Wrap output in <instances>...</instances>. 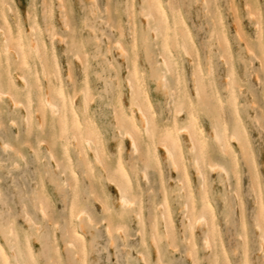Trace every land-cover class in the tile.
I'll use <instances>...</instances> for the list:
<instances>
[{"label": "rangeland", "instance_id": "1", "mask_svg": "<svg viewBox=\"0 0 264 264\" xmlns=\"http://www.w3.org/2000/svg\"><path fill=\"white\" fill-rule=\"evenodd\" d=\"M4 2L0 46L3 31L5 39L10 36L6 47H18L31 81L25 94L15 77L12 52L17 48H12L0 70V248L7 257L13 245L25 264H156L148 240L156 213L159 231L166 235H159L161 264H264V0H169L172 10L160 0L164 20L180 28L187 54L172 35L167 48L153 35L141 0ZM151 14L154 25L161 26L159 14ZM31 27L42 46L39 60L25 53ZM168 53L175 65L163 84L159 74ZM40 62L52 94L64 104L68 135L59 132V102L56 116L41 104ZM127 84L135 88L133 99L149 122L147 136L121 114L129 111ZM83 93L88 120L78 128L69 120L82 110ZM209 118L220 120L227 146L212 139ZM182 129L191 135L197 162L184 133L176 137ZM123 131L133 136L135 151L118 134ZM56 138L73 144L64 148ZM82 138L93 150L86 152ZM163 146L171 159L163 155ZM94 150L98 166L87 157ZM113 180L123 184L143 223L114 221L119 193ZM201 185L212 218L207 208L190 203H199ZM183 203L186 210L180 209ZM70 210L91 220L83 233L85 250L72 236ZM200 215L205 222L198 225ZM205 235L211 243L207 249ZM67 237L72 251L65 246Z\"/></svg>", "mask_w": 264, "mask_h": 264}, {"label": "bare ground", "instance_id": "2", "mask_svg": "<svg viewBox=\"0 0 264 264\" xmlns=\"http://www.w3.org/2000/svg\"><path fill=\"white\" fill-rule=\"evenodd\" d=\"M141 1H142L141 3H143V6L141 7V14L145 18L146 25L152 31L153 35L154 36H156V35L157 36L158 35L160 36L162 42L165 44V48H167L166 41L168 39V36L172 35L174 37V39H175V43H176L177 47L180 48L183 51V53L187 54L186 53V50H185V47L183 45V40H182V37H181L180 28L178 27L177 24H175V22L170 23L169 20H167V19L164 20V15H163V11H162V8H161V5H160V3H161L160 0H153V2H151V3H149L147 0H141ZM4 3H5L4 0H0V4H4ZM167 5H168V9L169 10H172L171 6L169 5V0H167ZM152 10L159 14V20L162 23L161 26L154 25V19H152V14H151V11ZM172 19H173V17L171 18V20ZM159 28H161L160 32L158 30ZM32 30H33V27L30 28L29 33H28V36H27L28 37L27 38V48H26L27 52H25V53H26L27 56H28V53H31V55L33 57H36L35 59H37V58L40 59L39 54H38V51H39V47L41 46V42L39 40L38 34L35 33V30H33V31ZM1 32H2V35H1V46H0V48H1L0 49V52H1L0 53V70L3 69V64L1 62L2 59H6L7 57H9V52L12 50V48H15V46H13V45H12V47L11 46L9 47V48H11V50H9L8 47H6V43H7V45H10V42H7V40L10 39V36L7 35L8 38L5 39L4 38V35H3V31H1ZM4 34H5V32H4ZM16 48H17V50H14L13 49V52H12V57L16 61V66L14 68L15 77L17 78V80L19 82H21V84H23V89L25 91V94H29V90L31 88V81H30V79H28L27 75L25 74V67H22V64H23L22 56L20 54V51L18 50V47H16ZM2 56H4V57H2ZM39 59H37V60H39ZM162 61L163 60H161V62ZM38 65H39V68H40V73H41V76H42V81H44V84H43L44 87H42V88L39 87V90L41 92L40 93L41 94V96H40L41 104L43 106H46L48 108V110H49V112H50L51 115L56 116L57 115L56 114L57 113V108H59V106H58L57 103L59 102L60 109H61V111H60V114L61 115L59 116L60 117L59 118L60 119V122L59 123L61 124V126L59 128V130H60L59 132L68 135V134H70V131L68 130L67 125L65 126L64 121H63V115H64V108H63V106H64V104H63L62 101L56 99L54 97V95L52 94V92H51L50 82H49V78H48V71H47V68H46L45 64H43V63L40 62ZM172 65L174 66L175 63L172 60V55L168 53L167 56H166V58H165V60L162 62V68H163L164 71L159 74V79H160L161 82H163V84L166 83L165 76H166V74L169 73L170 66H172ZM132 74H133V77H134V82L137 85V90L139 91V93L140 92H143L142 86H140V84L138 83L139 82V80H138L139 78L136 75V72L134 70H133ZM0 77H1V72H0ZM126 82L128 83L129 80L127 79ZM193 87H194V94H195V97H196L195 99H197V97L199 96V84H198V82H197L196 79L194 80ZM165 88H167V87H165ZM127 89H128V92H129V111L127 112V114H124L123 112H121V114L124 115L125 117L129 118L131 120V122L133 123V125L140 132H142V133L144 132V134H146V136H147V133H148L147 131H149V128H148L149 127V122H148L147 118L145 117L144 113L142 112L141 108L138 107L139 104L138 103L136 104L135 100L133 99V96H135V88H133L130 84H127ZM7 92H9V91L7 90ZM0 93H1V91H0ZM170 93H172V92H170ZM10 94L12 95L11 97H13V92L12 93L10 92ZM83 96H85V94L84 95H81V98ZM146 96H147L146 102L149 105V97H148L147 94H146ZM9 97H10V95H9ZM52 97L55 98L57 101L52 100ZM40 99H39V101H40ZM12 101H13V99H12ZM80 101H81L83 107H82V110L79 112L78 117H74L73 114H71V116H70L71 118L69 120V121H71V123L73 125L77 126L78 128H80L83 125L84 119H87L88 120L87 115H86V108L88 106V101H85L84 100V97ZM13 102H11V103H13ZM191 108H192V105H191ZM28 117L30 118V112L28 114ZM191 118L193 120L195 119V122H197V125H198L197 127H198V130L200 132L201 139L202 140H205L204 139L205 137L203 135V128H202V125H201V123H200L197 115L195 113L194 114L191 113ZM35 119H36L37 122H39V119H37V115L35 116ZM209 122H210V128H211V132H212L211 133L212 134V136H211L212 139L215 140L216 142H218L220 145H222V144L225 143V146H227L229 142L226 139H225V142H223V139H224L225 135L223 133H221L220 130H218V126L220 127V120L218 118L217 119H215V118H209ZM182 130H180L181 132L178 131L176 137L179 139V136H181V133L182 134L184 133L185 137L187 138L188 144H189V154L195 160L197 154H196V150H194L195 148H194V146L192 144L191 135H190V133L186 129H184L183 131ZM118 134L121 136V138H126L127 140H129V145H130L129 147H132L131 149H134V151H135V143H134L133 136L129 132H127V131H123V132H120ZM151 136H152V134H151ZM232 138L230 140H232ZM57 140L60 141V144L63 145L64 148H66L69 143L73 144L72 141L69 140V139L67 140V143H65L64 141H61L62 139L56 138V141ZM73 142H74V140H73ZM237 142H240V141L238 140ZM82 143L84 145V148H85L86 152H89V149L90 148L93 150V147L90 146L87 143V140L85 138H82ZM5 144L6 143L3 144V147L5 149H7L9 146L7 147V144L6 145ZM161 150H162V153L165 156V158L171 159V152L169 151L168 148H166V147L163 146V148ZM11 151H12V149H11ZM200 152L202 153V150ZM242 152H243V150H242ZM14 153H16V155L19 157L18 152L14 151ZM64 153H66V152H64ZM93 153H94V156L95 157L94 156L91 157V155H88L87 157L89 158L90 161L91 160H94L95 163L98 166L99 165L97 163L98 160L96 159V154L97 153L95 154V150L93 151ZM14 156H15V154H13V157ZM65 157H66V155H65ZM51 158H52V155H51ZM195 161L197 162V160H195ZM195 161H194L193 166L195 167L196 173H199L200 174V171H201L200 166H198L197 165L198 163H195ZM14 164L17 166V164L15 162H14ZM215 167L217 169V166H215ZM173 168H175V167H173ZM175 170H176V168H175ZM201 175H202V173H201ZM123 179H124V176H123ZM202 181H204V180H202ZM112 182H113L112 184L115 185V187H116V188L114 187L115 190H116V192L119 193L118 201L116 200V202H117V210L114 213V221L117 222V221H121V220L125 219L126 221H129L130 222L131 219H134V220H136L139 223H140V221L142 222V217H140L141 215H139V212L137 210H136L137 212H135L133 210V205H134L133 202H130L129 199L125 196V193L126 192H125V189L123 188V184L121 182L117 181V180H113ZM124 182H125V186L126 187L130 185L128 183L126 177H125V181ZM110 183H111V181H110ZM202 183H204V182H202ZM122 201H123V203H122ZM190 203H191V205H192V207L194 209L201 208V207L207 208L210 211V215H211V218H212V213H211V210H210V208L208 206V196H207L206 191L204 190L203 186H202V193H201V196H200L199 203L196 204V205L194 204L193 201H191ZM184 205L185 204L183 203V207H180V209H182V210L185 209L186 207H184ZM38 206L40 207V205H38ZM167 207H168V205H167ZM41 211L39 210V212H41ZM73 212H74V210H73ZM73 212L72 211L70 212V217H69L70 224H71V226L73 228V230H72V236L75 237V239L80 240V242L82 244V249L85 250L86 249V244H85V239H84L83 233H84L85 227H90V224H91L90 221L91 220H89V218H87V217H82V214H83L82 212H79V213L77 212L79 215H77V213H73ZM41 213L43 214V212H41ZM25 216L26 215L24 214V217ZM41 216L44 217V214L41 215ZM83 216H85V215L83 214ZM160 217H161V215H160ZM158 218H159V216L156 213H154L152 215V219L150 221L149 230H148V232H149L148 233L149 234L148 235V240H149V243H150L151 250L154 253L155 258H156V264H161V250H160V247H159V235L160 234L163 235V233L162 232L160 233V231H159L160 227H159ZM27 220H29V219L27 218ZM212 221H213V219H212ZM27 222H30V221H27ZM204 222H205V217L203 215H200V216L196 217V219H195V223L198 224V225L199 224L201 225ZM163 224H164V222H162V225ZM164 228L165 227L163 226V230H164ZM260 232L263 234V235L261 234V237L264 236V229H260ZM7 233H9V232H7ZM107 233H109V232H107ZM10 234H9V236H11ZM164 236H166V235H163V237ZM140 237H141V241L143 242V240H144V234L142 233V235H140ZM261 237H260V240H261ZM262 239H264V238H262ZM70 240H69L68 237L65 240V246L67 248V251H72L74 249V244ZM6 241H8V239ZM11 243H13V242H11ZM202 244H203V247L205 249H207V248L210 247L211 243H210V240H209V238H208L207 235L203 236ZM6 246H8V245H6ZM9 246H10V250H11V251L8 250L9 253L11 252V254L9 256L12 257V259L14 261V264H25L24 263V260L19 259V256L16 254V251L14 250V246L13 245H9ZM190 254H191V252L187 253L188 258L191 257ZM9 256L7 257V255L0 248V264L10 263V261L12 259L9 260ZM28 256H31V253L30 252H29V255ZM141 259H142V256H141ZM144 260L146 261V259H144ZM144 263H146V262H144Z\"/></svg>", "mask_w": 264, "mask_h": 264}, {"label": "snow or ice", "instance_id": "3", "mask_svg": "<svg viewBox=\"0 0 264 264\" xmlns=\"http://www.w3.org/2000/svg\"><path fill=\"white\" fill-rule=\"evenodd\" d=\"M122 203H123V201H122ZM262 206H264V205H262Z\"/></svg>", "mask_w": 264, "mask_h": 264}]
</instances>
